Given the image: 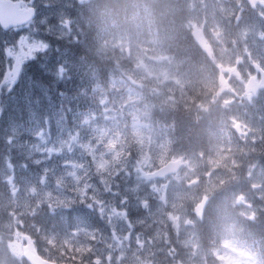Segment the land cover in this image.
<instances>
[{
    "label": "clouds",
    "instance_id": "1",
    "mask_svg": "<svg viewBox=\"0 0 264 264\" xmlns=\"http://www.w3.org/2000/svg\"><path fill=\"white\" fill-rule=\"evenodd\" d=\"M247 4L255 10V0ZM76 5L78 60L103 86L100 103L110 114L113 135L119 134L120 163L151 181L154 203L140 206L152 223L141 221L136 247L128 246L127 236L117 243L115 264H224L219 257L229 253L222 225L251 234L264 223V200L256 203L249 195L264 188L256 178L264 137L236 126L235 109L255 95L244 87L247 77L257 74L250 71L257 62L247 45L237 44L244 0H224L208 26L204 0ZM235 184H246V191H233ZM6 191L8 234L0 253L7 264H30L24 249L39 253L50 244L35 217L45 207L51 213L59 201L37 195L33 186ZM76 191L68 185L62 195L74 199Z\"/></svg>",
    "mask_w": 264,
    "mask_h": 264
},
{
    "label": "rangeland",
    "instance_id": "2",
    "mask_svg": "<svg viewBox=\"0 0 264 264\" xmlns=\"http://www.w3.org/2000/svg\"><path fill=\"white\" fill-rule=\"evenodd\" d=\"M22 1L29 6H39L40 11L36 21L28 28L0 39V117L5 103L14 102L12 98L22 85L27 69L35 62L40 66L44 60L39 57L44 44L52 45V53L49 54L47 49L44 57L54 56L53 71L58 82L65 72L69 84L76 69L84 72L79 60L74 61L72 56L65 55L66 47L67 51L71 49L78 36L81 10L76 0ZM226 2L232 5L234 0ZM221 3L224 0H204L207 5L204 9L206 26L212 24V13ZM240 15L238 37L247 45L253 60L264 63V20L258 12L252 13L246 4ZM20 35L24 39L17 42L16 38ZM5 40L8 48L4 45ZM81 77L96 80L95 86L91 84L89 93L83 98L80 95L73 100L71 93L64 98L56 90V102L53 104L50 101L47 107L32 113L33 122L26 127L14 124L6 131L0 127V135L9 134L6 138L7 155L0 166V240L6 239L8 234L6 209L10 204L6 189H19L23 193L33 186L37 195L49 194L59 201L53 205L51 213L47 207L38 212L57 214L61 219L58 229H53L50 224L41 226L50 241L49 245L41 246L46 258L73 257L83 264L90 261L93 264H115L119 249H112L117 247V243L127 236L128 246L136 247L141 239V221L152 223L147 218L148 213L140 206L142 201H148L150 205L154 203L149 191L151 181L145 182L141 174L132 170L131 164L120 163V137L119 134L113 135L110 114L100 103L103 86L94 72H84ZM54 86L52 82L51 91ZM73 88V85H68V90ZM39 92L43 94V90ZM75 94H80V90ZM259 108L264 110V102L258 106L257 99H252L251 104L241 102L235 109L240 118L236 126L254 128L259 137H264L263 124L257 126L255 123L261 120ZM47 124L52 126V130L49 131L47 126L42 128ZM262 164L256 169L258 181H264ZM68 185L77 190L74 199L62 195ZM246 189V184H235L232 188L241 192ZM249 195L260 203L264 200V188ZM63 213L68 215L69 224L60 215ZM221 234L226 237L224 246L229 253L219 257L224 264H261L240 246L239 240L245 246L246 239L233 225H222ZM109 252H112L111 256ZM0 264H7L2 253Z\"/></svg>",
    "mask_w": 264,
    "mask_h": 264
},
{
    "label": "trees",
    "instance_id": "3",
    "mask_svg": "<svg viewBox=\"0 0 264 264\" xmlns=\"http://www.w3.org/2000/svg\"><path fill=\"white\" fill-rule=\"evenodd\" d=\"M77 48L80 49V47ZM72 54L74 55L73 60L75 61V59H78L80 56L81 51L73 47ZM34 66L35 67L33 68L32 64V66L28 68L27 75L24 77V79H22V85L12 98L14 102L5 103L6 106L3 108V114L0 120V126L5 131L13 128L14 124L21 125L33 122L32 113H37L42 110V108L47 107V102L50 100V98L52 99L53 103H55L57 100V98L52 96L53 90L51 91L50 88L51 82L49 81V78L51 79V75L49 72H47V70H50V68L47 70H42L43 68H40L35 64ZM73 84L75 83L73 82ZM40 89L43 90V96L45 97L44 100H46V104H37V97L40 93ZM80 90L81 94H83L82 88H80ZM57 92L62 93L64 98L65 95H67L61 89H57ZM38 118L40 119V117ZM4 139H0V141ZM3 142L4 141H2L0 144V166L4 164L6 157V147L5 143ZM38 225L40 227L43 226L42 223H38ZM52 226L54 227L55 225ZM247 235H249L251 240L255 243L264 245V223H262L261 229L253 228L252 233Z\"/></svg>",
    "mask_w": 264,
    "mask_h": 264
},
{
    "label": "water",
    "instance_id": "4",
    "mask_svg": "<svg viewBox=\"0 0 264 264\" xmlns=\"http://www.w3.org/2000/svg\"><path fill=\"white\" fill-rule=\"evenodd\" d=\"M0 4H3V1L0 0ZM12 4V3H11ZM13 7H0V25L5 29H10L14 26H19L33 17V10L20 11L18 5L12 4ZM24 255L27 256L30 264H50L42 260L34 248L24 249Z\"/></svg>",
    "mask_w": 264,
    "mask_h": 264
},
{
    "label": "snow or ice",
    "instance_id": "5",
    "mask_svg": "<svg viewBox=\"0 0 264 264\" xmlns=\"http://www.w3.org/2000/svg\"><path fill=\"white\" fill-rule=\"evenodd\" d=\"M0 7H9L10 8V7H13V5L11 4L10 0H3V4H0ZM5 31H7V29H5ZM17 31H19V28H17ZM16 39H17V42H21L24 39V37H23V35H20ZM4 45L6 48L9 47L7 40L4 41Z\"/></svg>",
    "mask_w": 264,
    "mask_h": 264
},
{
    "label": "bare ground",
    "instance_id": "6",
    "mask_svg": "<svg viewBox=\"0 0 264 264\" xmlns=\"http://www.w3.org/2000/svg\"><path fill=\"white\" fill-rule=\"evenodd\" d=\"M48 68H51V67H48Z\"/></svg>",
    "mask_w": 264,
    "mask_h": 264
}]
</instances>
